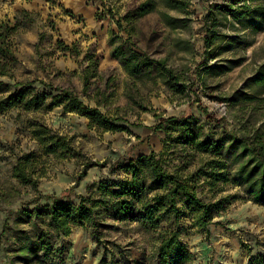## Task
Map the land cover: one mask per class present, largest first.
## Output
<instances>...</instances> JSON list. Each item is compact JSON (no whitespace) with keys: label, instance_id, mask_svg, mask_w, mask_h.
Returning <instances> with one entry per match:
<instances>
[{"label":"rangeland","instance_id":"1","mask_svg":"<svg viewBox=\"0 0 264 264\" xmlns=\"http://www.w3.org/2000/svg\"><path fill=\"white\" fill-rule=\"evenodd\" d=\"M142 1L0 0V22L14 23V18L22 11L30 12L36 19V26L32 24L19 38L17 56L20 63L16 76L20 80H38L39 91H52L46 88L48 84L70 89L81 96L85 104L94 107L93 100L82 96L81 71L88 64L86 56L95 54L103 78L101 81L92 79L96 82L92 89L101 87L104 90V83L108 82L106 93L111 95L106 109L102 110L111 115L126 114L127 119L120 122L124 130L103 132L90 128L85 116L64 110L63 105L53 106L38 115L32 112L19 115L17 110L0 111V235L4 227L12 223L6 221L7 210L22 206L32 208L35 203L27 205L26 202L38 197L34 190L20 185L12 177L15 163L24 155L37 159L34 175L41 193L59 194L73 189L74 194L65 201L77 205L82 197L96 192L100 184L110 183L116 188L131 177L124 166L111 168V162L85 167L90 160L102 163L107 157L116 160L130 155L131 159H137L152 151L156 154L167 152L168 156L164 157L174 159L173 163L189 159L195 169L197 165L195 158L190 157L191 149L185 150L179 140L183 131L180 125L186 121L202 136L221 139L225 146L229 145L231 135L251 146L264 141V16L258 17L264 0L248 1L253 8L244 10L240 19L232 12L241 10V0H193L190 6L192 21L185 29L172 30L165 26L159 13L161 8L140 17L133 35L140 51L157 59L167 58V64L178 69L183 80L188 84L195 81V92L186 91L178 96L160 80L155 86L142 88L147 98V111L129 103L124 93L128 77L118 60L110 56L109 46L111 31L119 32L116 21ZM217 5H228V8L222 10ZM208 11L215 18L216 29L236 38L230 46L225 47V42L209 46L204 39L203 20ZM171 13L178 15L175 11ZM65 47L68 49L64 52ZM240 59L242 63L237 64ZM51 100L49 98L48 102ZM206 111L219 121L208 118ZM157 115L174 116L177 121L174 125L165 123L163 128L153 131L152 126L159 122ZM37 116L59 136L72 141L73 153L64 159L42 154L28 127V120ZM230 150L225 162L231 168L225 172L232 174L238 163L233 153L239 150ZM205 180L206 176L202 175L198 188L200 197L224 198L223 209L213 213L208 231L192 225L187 208L180 202L179 207L187 212L181 215V242L195 256L196 263L264 264V204L250 198L243 185L233 178L219 180L214 186H209ZM48 203L46 199L39 201L40 205ZM105 233L107 239L121 245L131 240L135 245H148L141 234L124 225H112ZM8 234L9 231L2 236V264H111L109 261L113 259L108 252L106 260H102L103 244L97 243L91 230L81 224L72 225L71 232L60 237L61 253L43 263L16 259L9 250ZM118 251L115 250L117 256ZM119 259L116 257L114 264H127L119 263Z\"/></svg>","mask_w":264,"mask_h":264},{"label":"trees","instance_id":"2","mask_svg":"<svg viewBox=\"0 0 264 264\" xmlns=\"http://www.w3.org/2000/svg\"><path fill=\"white\" fill-rule=\"evenodd\" d=\"M241 1L243 2L240 5L241 10L232 12L238 19L245 13L244 10L253 8L248 1L254 0ZM192 2L193 0H144L116 21L119 32L110 33V56L118 60L128 77L124 93L130 104L144 111L149 110L142 88L155 86L158 80L174 96L184 94L186 91L195 92L193 90L195 81L188 84L182 79V73L178 69L167 64V58L157 59L140 51V47L133 39L137 30V20L159 8L165 26L172 30L187 28L192 21L190 11ZM217 7L226 10L228 5ZM173 11L178 15H173L171 13ZM260 16H264V7L259 12L258 17ZM211 18L214 17L208 11L203 20L204 39L208 45L225 42V47L230 46L236 38L221 33L216 29L215 18L213 21ZM14 20V23L0 22V111L17 110L19 115L22 112L38 115L52 109L53 106L63 105L64 110L85 116L90 128L103 132L124 130L120 122L127 120L124 117L126 114L111 115L102 110L106 109L111 96L106 93L108 82L104 83V90L101 87L92 89L96 84L92 79L101 81L103 78L98 69L99 59L95 58V54L86 56L88 64L81 71L82 96L93 100L96 104L94 107L85 104L81 96L70 89L48 84L46 88L52 91L47 89L39 91L36 87L38 80H20L16 76L20 63L17 56L19 38L33 26L32 24L36 26V19L30 12L22 11ZM122 33L126 34V37ZM59 44L63 45V42L59 41ZM36 46L38 47V44ZM67 49L68 47H65L62 51L65 52ZM242 61L243 59H240L236 63L241 64ZM49 98L52 99L50 102ZM206 114L208 118L219 121L208 111ZM157 118L159 122L152 126L153 131L163 128L165 123L174 125L177 121L174 116L165 118L157 115ZM28 127L45 156L53 155L58 159H64L75 150L71 140L59 136L38 116L34 120H28ZM180 127L183 131L179 140H182L185 150L191 149L190 157L195 158L197 165L195 169H192L189 159L173 163L174 159L164 157L168 156L167 152L156 154L152 151L150 154L140 155L137 159H131L130 155L116 160L107 157L102 163L90 160L85 167L103 166L111 162V168L124 166L131 177L116 188L110 183L100 184L96 192L82 197L77 205L65 201L72 197L73 189L63 190L59 194L41 193L34 175L38 165L37 159L29 155L19 158L13 167L12 177L20 185L34 190L38 197L26 202L27 205L35 203L32 208L22 206L7 210L6 221L12 223L4 227L0 235V248L2 236L9 231L8 246L16 259L23 261L31 259L34 263L47 262L61 253L58 247L60 237L68 235L72 225L81 224L91 230L97 243L103 244L102 260H106L108 252L112 255L113 259L109 261L111 264L115 263L116 257L120 258L119 263L123 261L127 264H201L196 263L195 256L180 240L181 215L184 216L188 212L194 227L208 229L212 223L213 213L223 209L224 198L208 197L207 200L200 197L198 188L202 175L206 176L205 182L209 186H214L219 180L227 181L228 178H233L243 185L250 198L264 204V141H257L251 146L236 135H231L228 137L229 145L225 146L221 139L202 136L200 131L188 125V121ZM230 149L239 150L233 151L238 163L232 169V174L225 172L231 168L230 165L227 167L225 162V158L229 159L227 155L231 152ZM127 159L129 161L124 163ZM85 172L86 168L83 174ZM40 199H46L49 203L40 205ZM180 202L187 208V212L182 210L183 207H179ZM112 225H124L128 229H134L145 238L148 245H135L133 240L121 245L107 239L105 229ZM128 245L130 247H127ZM114 248L119 250L118 256Z\"/></svg>","mask_w":264,"mask_h":264}]
</instances>
